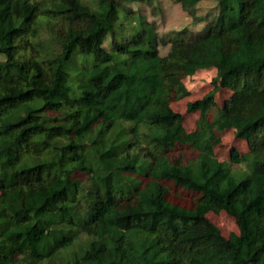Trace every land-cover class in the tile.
I'll return each instance as SVG.
<instances>
[{
	"label": "trees",
	"instance_id": "obj_1",
	"mask_svg": "<svg viewBox=\"0 0 264 264\" xmlns=\"http://www.w3.org/2000/svg\"><path fill=\"white\" fill-rule=\"evenodd\" d=\"M157 1L0 0V264H264V0H215L204 14L203 0H170L193 21L164 56L155 24L128 6ZM213 67V90L188 111L212 137L247 143L246 171L163 98ZM222 89L232 96L211 122ZM177 145L196 158L171 160ZM167 183L194 205L170 202ZM209 210L239 234L224 237Z\"/></svg>",
	"mask_w": 264,
	"mask_h": 264
},
{
	"label": "rangeland",
	"instance_id": "obj_2",
	"mask_svg": "<svg viewBox=\"0 0 264 264\" xmlns=\"http://www.w3.org/2000/svg\"><path fill=\"white\" fill-rule=\"evenodd\" d=\"M216 5L215 0H203L199 4L200 14H204L210 8ZM128 6L133 12H139L147 18V20L155 24L158 32V42L159 49L162 56L166 55L169 50V45L166 43L170 40L173 35H179L182 29L186 27H191L193 21L187 13L183 10L181 4L174 3L170 0H158L154 5H148L139 2H130ZM191 30V31H190ZM198 29H189V35L198 32ZM180 32V33H179ZM122 35L121 32H119ZM110 36L107 38L109 39ZM119 39H123L122 36H118ZM109 47V42L106 44ZM1 60V57H0ZM217 76L216 68L202 69L196 71L195 74L182 78L180 85L167 90L163 98L167 99L170 106L175 112H178L184 117V126L188 132H195L197 129L204 134V143L212 144L213 152L216 158L223 162L227 161L232 165V168L236 171H246L248 165L245 162V158L249 154V148L247 143L243 140H238L235 137L233 130H228L226 132H216L212 137L210 129L206 126H200L199 114L197 112H189L188 105L194 101L202 99L206 94L213 90V79ZM232 92L228 89H222L216 95L215 107L211 110L209 118L211 122H214L217 118L221 109H223L225 103L228 102ZM100 126V125H99ZM97 126L92 132L85 135V138L91 140L96 131L99 129ZM111 130L100 135L95 141L92 148L94 150H100L105 148L107 145L108 138L111 135ZM213 138L214 142L211 141ZM235 150L239 157L240 163L231 162V152ZM171 160L180 161L186 163L197 156V152L190 146L177 145L169 153ZM89 159L92 158L91 154H87ZM75 177L81 179L83 182H87V175L76 172ZM143 184L146 183V177H139ZM170 187V194L167 196L168 200L178 206L191 208L194 204V200L197 198L198 194L185 190L181 187H176L167 183ZM207 218L215 224L221 231L222 235L226 238L233 237L239 234V227L236 220L229 216L226 212H216L214 210H209L206 214ZM80 240V239H79ZM78 240V241H79Z\"/></svg>",
	"mask_w": 264,
	"mask_h": 264
}]
</instances>
